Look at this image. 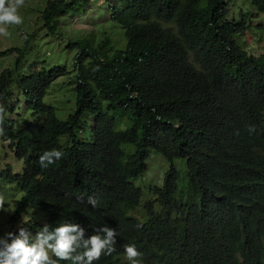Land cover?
<instances>
[{"label":"trees","instance_id":"obj_1","mask_svg":"<svg viewBox=\"0 0 264 264\" xmlns=\"http://www.w3.org/2000/svg\"><path fill=\"white\" fill-rule=\"evenodd\" d=\"M113 1L104 2L110 31L102 24L69 36L67 20L91 1L47 0L43 27L68 38L72 69L40 60L26 67L34 34L24 47L0 50L18 54L0 74V138L22 161L20 172L0 170V192L22 193L10 231L25 216L33 235L65 222L80 224L86 237L115 228L116 251L93 264H130L127 245L142 253L140 264H264V24H253L264 0L239 12L230 0ZM253 29L263 43L258 55L243 42ZM71 73L76 109L62 120L45 98ZM52 149L63 157L42 168L39 156ZM153 152L172 165L143 199L135 180ZM175 158L186 162V181ZM37 211L40 218H29Z\"/></svg>","mask_w":264,"mask_h":264},{"label":"rangeland","instance_id":"obj_2","mask_svg":"<svg viewBox=\"0 0 264 264\" xmlns=\"http://www.w3.org/2000/svg\"><path fill=\"white\" fill-rule=\"evenodd\" d=\"M91 6L84 13L83 16L72 17L67 20L66 26L63 27L66 35L79 36L89 35L92 31H96L102 24L106 25V29L110 31L111 26L108 21L110 10L104 2L106 0H90ZM47 0H25L24 6L20 9V14L23 16L24 23L22 25L9 26L10 35L7 37H0V50H6L11 47H24L26 42V36L34 34L31 47L25 58L26 67H29V60H40L44 62L47 67H53L57 65H67L70 69L73 68L75 50H70L67 47L68 38H60L57 35H49L47 28L43 27V19L41 16L42 10L46 5ZM112 3V1H109ZM118 0H114L113 3H117ZM104 3V4H103ZM230 5L233 10L239 12L240 9L244 11H255V8L250 5V0H230ZM102 9V10H101ZM103 11V12H102ZM253 24H264V15H260L254 19ZM116 37L119 39V44H124L122 32L124 30L116 25ZM122 31V32H121ZM99 32V31H96ZM260 36L256 30H252L249 35L243 38L244 47H248V50L258 55L262 53L263 43L260 41ZM248 44V45H247ZM18 54L16 51L9 53L6 56H0V74L5 69L14 68V62L17 59ZM73 73L63 76L58 79L50 88L49 94L45 98V102L55 107L57 116L65 120L69 114L76 109V92L73 89L74 84ZM17 96V92H15ZM92 119H88L89 127L83 132L82 137H86L90 134V126L92 125ZM13 148L9 145L8 140L0 138V170L7 168L10 164L14 172H20L22 170V161L18 160L14 153ZM175 167L179 170L182 181L187 180V168L186 162L183 158H175L173 160ZM149 168L147 172L137 178L135 183L143 188V199H147L153 193L150 185L161 186L164 181L165 173L170 169L172 163L168 161L164 156L159 153L153 152L148 159ZM1 180V179H0ZM8 197L5 207L9 212L0 211V236H3L6 232L10 231L12 224L10 223V217L14 214L17 201L22 198V193L14 186L5 188L3 191ZM32 210V209H31ZM30 210V211H31ZM38 212V211H37ZM41 212H38L35 216L31 213L30 217L34 219L38 215L40 218ZM28 216H25L22 221L27 220ZM22 221H18L14 225V228L22 226ZM128 261V260H127Z\"/></svg>","mask_w":264,"mask_h":264},{"label":"clouds","instance_id":"obj_3","mask_svg":"<svg viewBox=\"0 0 264 264\" xmlns=\"http://www.w3.org/2000/svg\"><path fill=\"white\" fill-rule=\"evenodd\" d=\"M25 0H0V37L10 35L9 26L24 23L20 9ZM6 116V109L0 104V135ZM6 140V139H4ZM61 150L44 151L39 156L42 168L54 164L63 157ZM7 195L0 192V211L9 212L5 207ZM88 203L97 206L94 197ZM27 221H22L25 225ZM137 227H143L142 224ZM91 236L86 237V229L78 223L65 222L50 227L45 224L35 235L28 227L18 226L17 231H8L0 236V264H57V261H71L72 264H93L102 256H111L115 251L118 232L107 225L99 226ZM102 233V235H101ZM126 259L130 264H140L142 253L135 245L125 247ZM55 257V259L53 258Z\"/></svg>","mask_w":264,"mask_h":264}]
</instances>
